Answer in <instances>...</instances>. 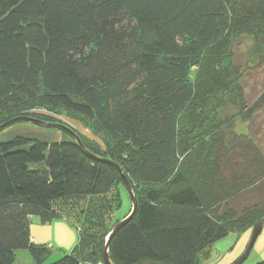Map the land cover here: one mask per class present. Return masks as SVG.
Returning <instances> with one entry per match:
<instances>
[{
	"label": "trees",
	"instance_id": "obj_1",
	"mask_svg": "<svg viewBox=\"0 0 264 264\" xmlns=\"http://www.w3.org/2000/svg\"><path fill=\"white\" fill-rule=\"evenodd\" d=\"M244 36L252 59L242 65L264 67V0H0V125L55 123L39 110L63 111L103 144L67 125L83 147L65 132L0 141V264L18 250L34 264H104L105 215L125 190L110 163L136 198L109 241L112 264H198L262 219L264 119L251 123L264 112V79L244 91L252 72L233 49ZM222 95L248 133L218 123L191 142ZM33 217L67 221L76 244L46 263L51 246L32 239Z\"/></svg>",
	"mask_w": 264,
	"mask_h": 264
},
{
	"label": "rangeland",
	"instance_id": "obj_2",
	"mask_svg": "<svg viewBox=\"0 0 264 264\" xmlns=\"http://www.w3.org/2000/svg\"><path fill=\"white\" fill-rule=\"evenodd\" d=\"M236 41L238 42L234 43L235 45L233 48L235 54L238 55L236 56V59L237 61L239 60L238 64H241V67L246 71L250 67L247 66L248 63H246V66L242 65V63L245 62L248 57L252 59V55L250 54L248 48L251 42L249 38L245 36L238 38ZM195 68V66L191 68L192 74ZM251 72V75L244 77L245 79H247L245 83L246 86L244 87V91L247 94L248 92L257 90L259 85L261 84V80L264 79V67H259L257 68V70ZM216 99L219 100L218 104L216 103ZM39 111L43 113L40 116L44 117L45 119L51 117L52 119L56 120L54 121L55 124H60L64 126L67 125L72 129L76 130L82 136H88L91 142L97 143L100 147L103 146L102 140L99 138V136L93 133L92 127H90L88 121L85 123L81 119H79L78 116L70 115L64 113L63 111L50 110V113L49 110L42 109ZM239 112V107L234 105L231 102V99L227 97V95H222L221 97L218 96L217 98H213L212 106L210 107V109L207 110V119L204 121L202 129H197L193 134H190V136L192 137L190 138L191 142L197 140L199 137L204 136V134H206L204 132L208 133V131L215 128L218 123L224 124L225 122H229L233 125V130H235V132L248 133V123L242 121ZM256 118L258 119L256 123H251L253 128L256 127L257 124H261L259 119H264V112H260ZM262 122H264V120ZM258 130L259 134L257 135V139L264 142V123L259 125ZM62 133L63 131L57 128H46L27 122H17L7 126L2 131H0V141L9 139L18 134L40 137L47 140L60 139L63 136ZM261 144L264 145V143ZM120 199L121 202L119 207L115 211L113 210L110 213H106L105 215L106 222L108 224L110 223V228H112V226L117 223V220L120 221L123 219V217H126L131 210V199L125 190L121 192ZM35 223L40 224L38 217H33L31 219V228L33 232L37 228ZM47 230L48 232L44 230V232H46L45 237H47L48 241L50 240V237L55 241L58 236H55L54 233L50 230V228H48ZM252 230L253 227H249L244 230H241V232H239L238 234L231 233L227 237L214 243L211 247L207 249L208 255L203 254L198 258V264H230L234 262L245 250L246 245L250 239ZM72 231L74 232H72V235H75L77 238L76 231L74 229H72ZM65 236L67 235L63 233V237ZM63 241L66 242V244L69 242V240L66 239H64ZM63 241L62 245H64ZM60 243L61 242L59 241L55 242L54 244H49L51 246L52 253L46 263L55 261L59 259L62 255H64L60 253ZM14 264H34V262L27 250H18L16 252V261ZM242 264H264V225L258 237L256 238L253 247L248 254V257L244 260Z\"/></svg>",
	"mask_w": 264,
	"mask_h": 264
},
{
	"label": "water",
	"instance_id": "obj_3",
	"mask_svg": "<svg viewBox=\"0 0 264 264\" xmlns=\"http://www.w3.org/2000/svg\"><path fill=\"white\" fill-rule=\"evenodd\" d=\"M20 121L30 122L32 124L42 126V127L57 128V129L65 132V133L69 134L79 144L80 147H83L78 136L68 127H66L64 125H60V124H55V123H45L43 121L33 119L31 117H18V118L9 120V121L0 125V131H2L7 126L14 124V123H17V122H20ZM110 165H112L120 175L122 185L124 186L127 194L129 195V197L131 199V210L127 214L126 217H124L122 220H120L116 224H114L112 226V228L109 230V232L105 238V242H104L103 250H102V256H103V263L104 264H112V262L110 261L109 255H108V245H109V241H110L111 237L118 231V229L122 225H124L128 220H130L132 218V216L134 215L135 209H136V198L134 196L132 188H131L130 184L128 183L126 177L124 176L122 171L118 168V166H116L113 163H110ZM263 225H264V217L262 219H260L258 222H256L255 225L253 226V230H252L250 239H249L243 253L234 262H232L230 264H242L244 262V260L248 257V254H249L250 250L252 249L253 244H254L256 238L258 237ZM144 264H147V263H144Z\"/></svg>",
	"mask_w": 264,
	"mask_h": 264
},
{
	"label": "crops",
	"instance_id": "obj_4",
	"mask_svg": "<svg viewBox=\"0 0 264 264\" xmlns=\"http://www.w3.org/2000/svg\"><path fill=\"white\" fill-rule=\"evenodd\" d=\"M36 224V230L33 232L32 228H31V234H32V239L34 240V242H38V243H46V244H54L55 242H61L60 244V253L64 254L69 252L72 248V246L75 245L76 243V236L72 235V226L69 225V223L63 219H54L49 223H45V224ZM41 225V226H39ZM48 228H50V230L54 233L55 236H58L56 238V240L54 241L51 237L50 240L48 241L46 236V232H48ZM44 230H46V232H44ZM63 233L66 234L67 236L63 237ZM74 233V232H73ZM48 235V234H47ZM61 238V239H60ZM69 240V242L66 244V242H64L63 240ZM62 241L63 244L66 245H62ZM74 244V245H73ZM229 262V261H228ZM83 264H92L89 262H85ZM223 264V263H220Z\"/></svg>",
	"mask_w": 264,
	"mask_h": 264
}]
</instances>
